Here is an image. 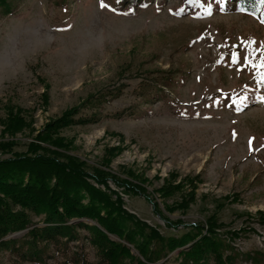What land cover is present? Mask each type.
Listing matches in <instances>:
<instances>
[{
  "label": "rangeland",
  "instance_id": "obj_1",
  "mask_svg": "<svg viewBox=\"0 0 264 264\" xmlns=\"http://www.w3.org/2000/svg\"><path fill=\"white\" fill-rule=\"evenodd\" d=\"M15 1L16 11L0 17L3 103L11 100L26 109L39 129L88 94L124 84L120 97L104 103L101 121L61 133L74 138L71 153L86 160L89 170L100 163L105 146L121 145L115 132L123 136L124 150L111 168L144 171L151 179L149 191L158 189L171 171L181 177L202 174L198 200L185 212H165L170 219L204 220L216 210L214 199L227 194L239 196L234 202L221 200L220 221L232 229L249 225L246 212L255 216L264 210V80L244 64L250 51L245 41H254L256 49L264 43L260 15L223 7L194 9L186 0H145L133 11L117 8L113 0H103L105 7L101 0H69L65 8L55 0ZM234 52L239 57L235 63ZM259 56L257 51L253 60ZM169 70H177L174 83L164 87L160 99L142 103L135 91L142 78ZM45 83L47 108L42 105ZM139 103L149 108L148 114L106 116ZM0 113L4 116L2 107ZM35 134L29 129L18 133L15 150H26ZM202 194L208 195L206 201ZM125 199L129 210L164 234L184 232L166 227L143 197ZM179 199L176 194L168 201ZM250 222L259 235L236 240L244 251L264 247V225ZM83 241L93 260V248ZM2 263L14 264L8 255Z\"/></svg>",
  "mask_w": 264,
  "mask_h": 264
},
{
  "label": "trees",
  "instance_id": "obj_2",
  "mask_svg": "<svg viewBox=\"0 0 264 264\" xmlns=\"http://www.w3.org/2000/svg\"><path fill=\"white\" fill-rule=\"evenodd\" d=\"M113 1L117 8L132 11L145 2ZM203 1L186 0V5L200 10L241 9L264 20V0ZM55 3L65 8L69 0ZM17 7L15 0H0V17L13 14ZM156 72L157 75L143 77L136 87L142 103L160 99L164 87L174 83L177 70ZM45 85L42 105L47 108L49 84ZM124 86L119 84L88 94L77 105L49 118L39 129L34 127V118L26 109L11 100L3 103L0 99V107L4 109V116L0 113V264L4 255L14 264H171L172 259L177 264H264V247L244 251L235 244L249 233L259 235L250 220L264 225V210H258L255 216L246 212L249 225L239 229L220 221L219 211L225 205L222 198L238 201L237 194L214 199L216 210L204 220H172L165 212H185L198 200L202 174L181 177L171 171L163 177L158 189L149 191L151 179L144 171L127 165H121L120 172L111 168L112 161L124 150L123 136L115 132L112 134L120 137L121 145L105 146L100 163L91 166V170L86 160L71 153L74 138L62 135V131L101 121L104 103L120 97ZM148 109L139 103L106 116L137 117L148 114ZM26 129L36 134L26 150L17 151L16 135ZM176 194L180 199L170 203L168 200ZM127 196L143 197L153 205L166 227L175 230L181 227L184 232L164 234L158 225L126 207ZM200 198L206 201L208 195L202 194ZM83 240L93 248V260Z\"/></svg>",
  "mask_w": 264,
  "mask_h": 264
},
{
  "label": "snow or ice",
  "instance_id": "obj_3",
  "mask_svg": "<svg viewBox=\"0 0 264 264\" xmlns=\"http://www.w3.org/2000/svg\"><path fill=\"white\" fill-rule=\"evenodd\" d=\"M101 6H106L103 0H101ZM253 7H255V5H253ZM245 44L249 47L250 51L244 56V64L251 66L254 70H256L257 77L260 80H264V43H261L259 49L252 47L254 41H245ZM257 51L260 52L259 60L254 61L253 57L255 56ZM238 58V54L234 52L232 54L233 63H235Z\"/></svg>",
  "mask_w": 264,
  "mask_h": 264
},
{
  "label": "bare ground",
  "instance_id": "obj_4",
  "mask_svg": "<svg viewBox=\"0 0 264 264\" xmlns=\"http://www.w3.org/2000/svg\"><path fill=\"white\" fill-rule=\"evenodd\" d=\"M50 34V33H49ZM47 36H49V35H47Z\"/></svg>",
  "mask_w": 264,
  "mask_h": 264
}]
</instances>
